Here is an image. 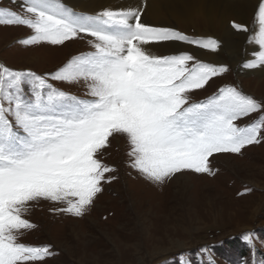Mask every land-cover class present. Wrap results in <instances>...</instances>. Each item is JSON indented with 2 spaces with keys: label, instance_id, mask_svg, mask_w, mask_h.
Here are the masks:
<instances>
[{
  "label": "snow or ice",
  "instance_id": "snow-or-ice-1",
  "mask_svg": "<svg viewBox=\"0 0 264 264\" xmlns=\"http://www.w3.org/2000/svg\"><path fill=\"white\" fill-rule=\"evenodd\" d=\"M11 2L24 14L0 8V25L30 29L33 34L20 44L63 45L90 37L92 51L74 56L47 77L0 65V264H36L53 255L47 245L18 242L35 227L24 218L30 202L61 203L66 206L58 211L83 216L103 190L102 182L113 179L106 174L114 169L98 154L114 134L127 139L130 167L154 184L183 171L214 175L209 166L213 154H240L260 143L264 115L244 127L236 121L264 113V103L232 86L191 102L189 93L226 73V66L188 52L157 56L144 47L182 42L216 52V39H193L171 28L146 25L143 6L89 16L62 0ZM257 7L259 27L249 43L259 50L243 65L246 69L264 67V0ZM231 27L249 31L235 22ZM49 80L83 82L90 99L60 91ZM251 237L245 235L250 246ZM208 264H215L211 257Z\"/></svg>",
  "mask_w": 264,
  "mask_h": 264
},
{
  "label": "rangeland",
  "instance_id": "rangeland-1",
  "mask_svg": "<svg viewBox=\"0 0 264 264\" xmlns=\"http://www.w3.org/2000/svg\"><path fill=\"white\" fill-rule=\"evenodd\" d=\"M0 8L24 14L11 0H0ZM256 11L248 22L250 36L259 27ZM175 29L191 36L180 25ZM32 34L24 26L0 25V65L47 77L74 56L91 50L90 37H77L63 45L19 43ZM145 48L157 56L174 54ZM31 54L38 56L35 62H30ZM206 62L224 65L228 71L214 77L205 88L189 93L191 102L205 101L220 88L232 86L264 103V84L254 83L260 75L246 72L239 77V68L230 61ZM48 82L65 93L89 97L83 82ZM261 115L264 113H253L236 124L244 127ZM129 151L125 136L109 137L108 147L98 158L114 169L106 174L113 179L102 182L103 190L83 216L58 211L66 206L61 203L43 199L30 202L24 218L35 227L25 231L18 242L47 245L53 253L36 264H208L209 257L215 264H264V131L260 143L246 146L240 154L216 153L209 157L214 175L183 171L163 184H154L131 168ZM179 175H184L180 186L175 183ZM185 182L188 188L183 189ZM249 233L251 246L245 239ZM181 246L186 247L179 249Z\"/></svg>",
  "mask_w": 264,
  "mask_h": 264
},
{
  "label": "bare ground",
  "instance_id": "bare-ground-1",
  "mask_svg": "<svg viewBox=\"0 0 264 264\" xmlns=\"http://www.w3.org/2000/svg\"><path fill=\"white\" fill-rule=\"evenodd\" d=\"M62 1L68 7L73 8L75 12L89 16L96 15L104 10L115 11L143 6L144 11L141 20L146 25L167 27L175 31V27L180 25L184 28V31H188L186 33L196 36L197 39L213 38L219 41L220 44V48L216 52H209L208 50L182 42H162L157 45L152 43L144 45L145 47L149 45L150 47L154 46V49H159L160 52L158 53L189 51L203 61H213L216 63L230 61L233 67L237 66L239 68V77L246 72L254 73L260 75L259 79L255 80L254 83H258L259 85L264 84V67L256 69H246L243 67L246 62L255 59L253 53L259 50L257 45L249 43V39L246 40V38L247 36L250 37L249 33H251L248 22L253 12L256 9L258 10L257 6L260 0H146V6H144L145 0ZM233 22H239L240 24L243 22L241 25L247 27L249 31H236L231 27ZM257 31L258 28L255 32ZM224 54L228 55V57H223ZM31 55L30 62H35L38 56ZM183 179L184 175H179L175 183L180 186ZM185 183L183 184V189L188 188V183ZM73 233L75 237H78L77 229L73 228ZM184 247L186 246H181L179 249ZM65 250L70 252V249L66 246ZM166 253H169V251H166Z\"/></svg>",
  "mask_w": 264,
  "mask_h": 264
}]
</instances>
